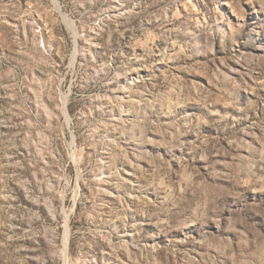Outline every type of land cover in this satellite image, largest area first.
Returning <instances> with one entry per match:
<instances>
[{
	"label": "rangeland",
	"instance_id": "374dc122",
	"mask_svg": "<svg viewBox=\"0 0 264 264\" xmlns=\"http://www.w3.org/2000/svg\"><path fill=\"white\" fill-rule=\"evenodd\" d=\"M0 264H264V0H0Z\"/></svg>",
	"mask_w": 264,
	"mask_h": 264
}]
</instances>
